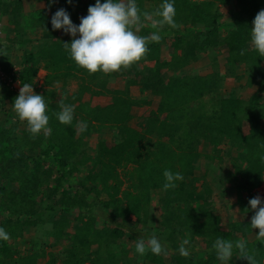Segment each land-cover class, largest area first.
Instances as JSON below:
<instances>
[{"label":"trees","instance_id":"1","mask_svg":"<svg viewBox=\"0 0 264 264\" xmlns=\"http://www.w3.org/2000/svg\"><path fill=\"white\" fill-rule=\"evenodd\" d=\"M136 2L153 13L163 0ZM94 4L0 0V28L13 36L0 44V227L9 236L0 240V264H220L217 238L244 241L264 264L248 204L264 179V57L250 43L264 0H174L177 26L159 30L142 15L136 34L159 31L160 41L149 40L140 61L111 74L77 66L63 44L72 37L51 27L59 8L78 25ZM17 44L19 63L3 51ZM15 82L44 97L49 134L33 136L16 116ZM61 103L74 106L69 125L57 119ZM220 164L233 171L220 181L234 187L231 219L218 212L208 179V165ZM166 169L183 175L167 191ZM156 193L155 236L166 253L131 257L129 237H147L131 219L149 227ZM184 239L187 257L179 254ZM230 264L249 262L234 248Z\"/></svg>","mask_w":264,"mask_h":264},{"label":"clouds","instance_id":"2","mask_svg":"<svg viewBox=\"0 0 264 264\" xmlns=\"http://www.w3.org/2000/svg\"><path fill=\"white\" fill-rule=\"evenodd\" d=\"M50 4L55 0H49ZM72 4V0H67ZM150 22L152 28L161 29L165 25L175 28L176 8L174 0H163V3L153 13H141L136 0H95L94 5H89L87 15L80 17V23L74 24L69 12L59 8L51 17L53 30H63L72 37L70 43H63L66 52L77 66L85 69L89 74L101 72L111 74L121 68H128L140 61L148 51V41L159 42V31L153 32L149 37L136 34L134 27L142 26L143 21ZM250 30L251 46L264 57V9H261L252 21ZM241 55L244 50H241ZM19 94L15 97L12 109L20 121H24L30 133L35 136L41 132L49 134V116L46 114L44 97L33 90V85L25 83L20 87ZM61 124L69 125L74 119V106L61 103V110L56 113ZM81 132L87 129V122L77 124ZM165 183L163 190L174 189L177 181L183 180L180 172L166 169L163 172ZM250 208L255 211L251 217L252 229H259L257 240L264 243V198L257 195L249 199ZM9 239L8 233L0 227V240ZM188 246V247H185ZM191 241L184 239L179 246V254L187 257L190 255ZM212 248L220 264H230L234 256V248L241 258H247L249 264H257L253 255L248 251L244 241L236 242L217 238ZM135 252L139 256L151 252L153 255L166 253L161 241L151 235L145 240L137 239Z\"/></svg>","mask_w":264,"mask_h":264},{"label":"rangeland","instance_id":"3","mask_svg":"<svg viewBox=\"0 0 264 264\" xmlns=\"http://www.w3.org/2000/svg\"><path fill=\"white\" fill-rule=\"evenodd\" d=\"M43 5V4H42ZM41 6V4L39 5ZM9 28H0V44L1 46H4L6 48V46L8 45L6 38L8 36H10L11 38L13 37L10 33V31H8ZM28 49H30L31 47H27ZM23 50L24 47L20 46V45H16L14 51L12 50H7L4 49V53H10V58L12 61H15V63H19V61L22 58L23 55ZM46 73L44 71H41L39 74V82L40 84H42L43 82V78L45 77ZM4 78V77H3ZM1 82V81H0ZM113 85V83L111 84ZM12 87L14 88V90L16 91H20V88L18 87V82H15L12 84ZM0 88H2V84L0 83ZM240 91L237 90V92L235 94H238ZM6 104V103H5ZM7 107V106H5ZM94 138V137H93ZM205 165V164H204ZM228 165H208L209 167V172H208V179L211 183V186L213 187L214 190V194H215V202L217 205V210L219 213H221L222 215L225 216H229V218H232V209L230 210V206L234 205L235 201V191H234V187L232 185L227 184L226 186L224 184H221V178L226 179V177L228 176L229 172H233L232 171V167H227ZM207 167V168H208ZM159 196L160 194L156 193V195L154 196V199L152 200V217L153 220L150 221V225L149 227H145L143 226V224L140 223H135L134 224V220L135 218L131 219V225L130 228L132 230H136L138 232H141V234L146 235L147 237L145 238V240H147L148 236L150 237V235H156V231H155V227L159 225V221L158 219H160V214H161V206L159 204ZM47 228H49V226H47ZM130 236V235H129ZM39 238V237H38ZM37 238V239H38ZM41 240H44L43 237H41ZM128 239V242L126 244V246L128 247V249H130V256L134 257L135 255H137V253L135 252V246H136V242H137V237L135 236H130ZM250 239H254L253 236ZM40 240V238L38 239ZM40 240V242H41ZM39 242V241H38ZM197 245L199 244L198 242L196 243ZM203 245V244H202ZM200 245V247L202 246ZM37 245V249H38ZM16 247L20 248L21 250L26 248V244L24 240H20L16 243ZM188 247V246H185ZM194 256H204L205 254H199V253H194Z\"/></svg>","mask_w":264,"mask_h":264},{"label":"built area","instance_id":"4","mask_svg":"<svg viewBox=\"0 0 264 264\" xmlns=\"http://www.w3.org/2000/svg\"><path fill=\"white\" fill-rule=\"evenodd\" d=\"M253 194H254V197L259 195L261 198H264V179H263V184L259 188L255 189L253 191Z\"/></svg>","mask_w":264,"mask_h":264}]
</instances>
